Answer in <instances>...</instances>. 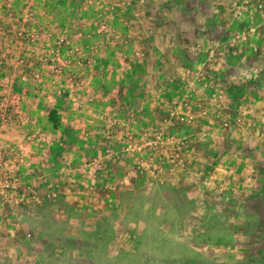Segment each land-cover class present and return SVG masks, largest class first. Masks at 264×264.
Returning <instances> with one entry per match:
<instances>
[{
    "label": "rangeland",
    "instance_id": "rangeland-1",
    "mask_svg": "<svg viewBox=\"0 0 264 264\" xmlns=\"http://www.w3.org/2000/svg\"><path fill=\"white\" fill-rule=\"evenodd\" d=\"M232 1L234 33L194 68L227 99L253 86L257 92L245 95L251 114H260L264 86L247 76L250 62L264 58V29L251 31L235 15L251 0ZM157 9L156 0H0V147L19 172L15 189L0 192V264H264V144L256 161L250 153L226 156L221 141L149 143L159 131L172 141L206 129L205 90L193 102L197 124L167 129L165 116L158 124L152 116L159 103L169 109L182 88L179 73L201 59L191 56L201 44L188 43L187 31L160 28ZM257 18L264 16L249 25ZM175 19L165 17V26ZM51 30L67 31L84 62L58 65L59 73L35 62ZM28 33L35 44L23 38ZM174 36L184 41L176 51L158 46ZM48 185L54 201L41 200Z\"/></svg>",
    "mask_w": 264,
    "mask_h": 264
},
{
    "label": "built area",
    "instance_id": "built-area-1",
    "mask_svg": "<svg viewBox=\"0 0 264 264\" xmlns=\"http://www.w3.org/2000/svg\"><path fill=\"white\" fill-rule=\"evenodd\" d=\"M235 15L237 17H242L244 27H247L251 31H255L256 26L252 27L249 25V20L254 15L264 16V7L257 0H251L245 8L235 10ZM245 18L247 20H245ZM264 19H261V22ZM67 31L65 34H56L52 30L46 33L48 44V49L44 54L40 56L36 55L34 61L40 63L41 65H48L53 67V72L59 73L60 68L58 65L64 63H72L74 61L78 63L84 62V57L82 55H73V45L71 46L70 42L67 40ZM33 34H26L25 38L27 43L31 45L35 44V38ZM224 42L218 41L213 42L209 41V44L206 48L200 46H192L190 48L193 55H204L206 61L212 60L213 56L218 50L224 46ZM238 44V41H236ZM70 48V51L64 50L65 48ZM258 47H254L252 52L257 53ZM65 51V52H64ZM221 51V50H219ZM260 52V51H259ZM74 57V58H73ZM5 60L0 56V63H3ZM19 64L25 62L24 58H19L17 60ZM253 75L248 74V78L257 77L260 74L259 69H253ZM181 79L182 88L180 89L178 95L173 99L172 105L169 106V109L166 113V118H164L163 125L164 128H172L181 125V121H185L186 124L194 125L197 124L198 114L193 112V102L196 95L205 90L206 104L203 108L199 109V118L201 119L202 127L206 129L196 132L192 137H180L175 136L172 141H169V138L165 136L163 131H159L154 134V139L149 142L151 145H162L165 142H170L175 145L176 149L186 148L188 144L197 141H209L214 143L215 136L216 140L221 141L225 144L224 152L226 156H235L241 157L247 155V151H251L253 146L250 145L249 139L255 137L259 140H264V112L260 114H251V107L249 96L243 95L241 97V102H234L233 99H227L224 94L219 91L214 85H212L211 76L208 73L201 72L194 68V66L186 68L179 74ZM20 81H24V77H20ZM39 81V80H38ZM36 89L39 93H43V87L40 82L37 83ZM239 100V101H240ZM134 117H131L133 119ZM3 122V115L0 114V136H1V124ZM249 129L251 136H248L245 133V130ZM34 136V135H33ZM197 136V138H196ZM248 139L247 143L244 141ZM245 142V149H239L234 146L236 143L241 144ZM147 145V143H145ZM9 156L2 150L0 147V192L4 194L7 189H15V181L13 180V175L19 174L15 170L10 162ZM96 160V166L99 171L100 164ZM100 173V172H99ZM34 174V173H32ZM56 197L55 189L52 188V185H48L41 196L43 201H54ZM33 200L37 203H40V198L35 196ZM14 206L19 205V201L15 199L13 201Z\"/></svg>",
    "mask_w": 264,
    "mask_h": 264
},
{
    "label": "crops",
    "instance_id": "crops-1",
    "mask_svg": "<svg viewBox=\"0 0 264 264\" xmlns=\"http://www.w3.org/2000/svg\"><path fill=\"white\" fill-rule=\"evenodd\" d=\"M156 1H157V7H158L156 14L162 16V18H161L162 23H160V28L162 30L163 29L165 30V28H167L166 30H170V31L174 30V32H179V31L185 32V31H187L190 35L188 43L191 42L190 43L191 45H192V43L201 44L202 48H206L209 44V41L210 42L211 41H214V42L222 41V40H224V38H226V37L228 38L230 36L231 32L234 33V30L236 28L235 26L231 25L233 23H232L230 16L233 19V10H234L231 7V6H234V5H232V2H233L232 0H156ZM167 16L176 17V19L174 20V24H173L174 26H172L170 29L168 26H165V23H164V21H165L164 18ZM187 22H189V25H191V26L185 25V27H184L181 25V24H185ZM254 22L256 24L255 30L257 32H262V30L264 29V24L263 23L260 24L261 19L257 18V19H255ZM204 32H206L208 34L207 35L200 34V33H204ZM174 37L176 39L173 38L172 42L170 41V43L169 42L166 43L164 41H160V43L157 42L158 46H164V45L170 46L171 45V47L175 48V51H176L178 47L182 46L184 41L179 42V40L177 41V37L176 36H174ZM191 45H190V47H191ZM221 54L222 55H218L217 58L214 60L220 69L222 67L221 66L222 64L220 65V63H222V61H223V53H221ZM191 56L196 57V55H193V54ZM200 56H201V59L196 60L194 63L191 62L187 66L191 67V66H194V64H196V62L204 61L205 56L204 55H200ZM103 58L104 57H101L100 60H102ZM174 58L180 59L179 56L174 57ZM108 60H109V56L107 53V55L105 57V61H108ZM256 60L257 61L250 62V65H251L250 68L259 69L260 74L257 77H255L253 84H260V86L261 85L264 86V58H259ZM178 61H180V60H178ZM170 62L174 63L173 61H170ZM246 64H248V63H246ZM181 65H182V63H181ZM238 65H239V63H238ZM238 65H234V68L237 69ZM183 67H186V65H184ZM236 69H234V70H236ZM178 73H179V71H177V75H178ZM226 74L228 75V73H226ZM227 75H225V76L228 77ZM249 87H251V89H249ZM249 87L239 88L238 90L235 89L233 91L234 94L231 96L232 99L234 100V102L239 103L240 102L239 98L242 97L243 95L247 94V93L250 94V96L251 95L253 96L257 92L254 90L253 86H249ZM261 91L258 93H264L263 89ZM174 94H175V90H173V98L176 97V95H174ZM166 113H167L166 106L159 103L158 106L155 108V113H153L152 116H153V118L155 117V120L157 121V124H158V122L161 120V118L166 116ZM146 115L151 118V113L146 114V112H145V116ZM145 125H147V120L143 118L142 121L140 120L138 126L142 127ZM217 137H219V136H217V135L215 136L214 143L218 142V140H216ZM244 141L247 143L248 139H245ZM249 141L251 142V144H253V149L249 152L247 151V155H248V153H250L253 155V158L256 159V161L262 160V158H263L262 153L260 154V152H258V151H260V146L264 144V140H259L255 137H251V139H249ZM245 142H243L241 144L236 143V145H237L236 147H238L240 150L245 149ZM257 149H258V151H257ZM245 156L246 155H243L241 157H245ZM257 163H259V162H257Z\"/></svg>",
    "mask_w": 264,
    "mask_h": 264
}]
</instances>
